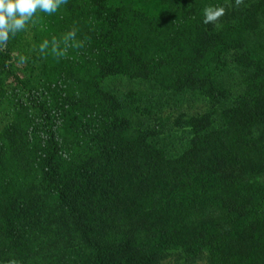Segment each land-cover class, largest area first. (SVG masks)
Wrapping results in <instances>:
<instances>
[{
    "label": "trees",
    "instance_id": "obj_1",
    "mask_svg": "<svg viewBox=\"0 0 264 264\" xmlns=\"http://www.w3.org/2000/svg\"><path fill=\"white\" fill-rule=\"evenodd\" d=\"M202 263L264 264V0L37 10L0 45V264Z\"/></svg>",
    "mask_w": 264,
    "mask_h": 264
},
{
    "label": "clouds",
    "instance_id": "obj_2",
    "mask_svg": "<svg viewBox=\"0 0 264 264\" xmlns=\"http://www.w3.org/2000/svg\"><path fill=\"white\" fill-rule=\"evenodd\" d=\"M66 2L67 0H0V45L5 44L10 35L23 30L37 10L52 14ZM240 2L241 0H236L237 5ZM223 14L222 7H207L204 9V23H213Z\"/></svg>",
    "mask_w": 264,
    "mask_h": 264
},
{
    "label": "rangeland",
    "instance_id": "obj_3",
    "mask_svg": "<svg viewBox=\"0 0 264 264\" xmlns=\"http://www.w3.org/2000/svg\"><path fill=\"white\" fill-rule=\"evenodd\" d=\"M169 105L171 106V107H173L174 106V103H169ZM165 111H166V108H165ZM202 264H204V263H202Z\"/></svg>",
    "mask_w": 264,
    "mask_h": 264
}]
</instances>
